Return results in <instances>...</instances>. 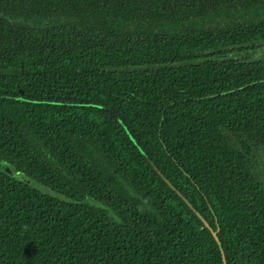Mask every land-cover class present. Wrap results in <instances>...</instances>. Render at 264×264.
I'll list each match as a JSON object with an SVG mask.
<instances>
[{"label": "trees", "instance_id": "1", "mask_svg": "<svg viewBox=\"0 0 264 264\" xmlns=\"http://www.w3.org/2000/svg\"><path fill=\"white\" fill-rule=\"evenodd\" d=\"M51 9L0 0V264H224L153 165L226 264H264V0Z\"/></svg>", "mask_w": 264, "mask_h": 264}, {"label": "rangeland", "instance_id": "2", "mask_svg": "<svg viewBox=\"0 0 264 264\" xmlns=\"http://www.w3.org/2000/svg\"><path fill=\"white\" fill-rule=\"evenodd\" d=\"M20 16H25V17H16L10 18L11 21L21 23L24 21H30V17L25 15V14H20ZM44 23V21H43ZM250 55L252 57H259V58H264V44L261 46L257 47L254 52L250 51ZM251 167L258 176V178L264 183V151H259V154L254 157L251 161Z\"/></svg>", "mask_w": 264, "mask_h": 264}, {"label": "water", "instance_id": "3", "mask_svg": "<svg viewBox=\"0 0 264 264\" xmlns=\"http://www.w3.org/2000/svg\"><path fill=\"white\" fill-rule=\"evenodd\" d=\"M20 92H22V90H20ZM139 150L141 151V153L146 157L147 160L148 159V156L144 153V151L140 148V146H138ZM151 164L153 165V163L151 162ZM154 169L158 172V174L164 179V181L173 189L177 192V194L184 200V202L193 210V212L204 222L205 226H207L209 228V230L212 232V235L213 237L215 238V240L217 241V243L219 244V247H220V250H221V253H222V258H223V262L224 264L225 263V255H224V251H223V248L221 246V243L218 239V236H217V230H213L208 222L201 216V214L191 205V203L170 183V181L165 178L163 176V174L158 170V168L156 166H154ZM0 168H2L3 170H6V166H5V163H1L0 164Z\"/></svg>", "mask_w": 264, "mask_h": 264}, {"label": "flooded vegetation", "instance_id": "4", "mask_svg": "<svg viewBox=\"0 0 264 264\" xmlns=\"http://www.w3.org/2000/svg\"><path fill=\"white\" fill-rule=\"evenodd\" d=\"M18 1H23V0H18ZM24 1H29V0H24ZM38 1H41V0H38ZM50 2H52V9H51V11H52V13H53V15H55L56 14V0H50ZM26 14V13H25ZM68 14V13H67ZM5 19V18H4ZM8 23H15V22H13V21H11V20H8V19H5ZM34 21L32 20V19H30V21H24V22H22V24L23 25H26V26H31V25H34ZM19 24H21V23H19ZM43 28H45L46 27V23H41L40 24ZM264 43V42H263Z\"/></svg>", "mask_w": 264, "mask_h": 264}]
</instances>
